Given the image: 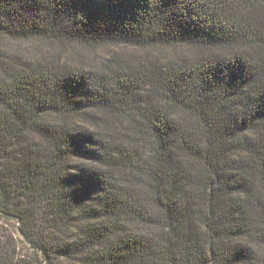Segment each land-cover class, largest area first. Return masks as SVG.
Here are the masks:
<instances>
[{"label": "trees", "instance_id": "1", "mask_svg": "<svg viewBox=\"0 0 264 264\" xmlns=\"http://www.w3.org/2000/svg\"><path fill=\"white\" fill-rule=\"evenodd\" d=\"M0 264H264V0H0Z\"/></svg>", "mask_w": 264, "mask_h": 264}, {"label": "rangeland", "instance_id": "2", "mask_svg": "<svg viewBox=\"0 0 264 264\" xmlns=\"http://www.w3.org/2000/svg\"><path fill=\"white\" fill-rule=\"evenodd\" d=\"M97 54H100V52H99V53H97Z\"/></svg>", "mask_w": 264, "mask_h": 264}]
</instances>
